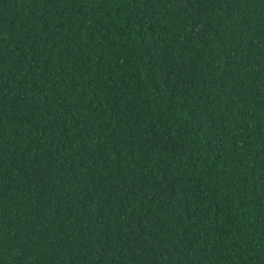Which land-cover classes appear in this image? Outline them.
I'll list each match as a JSON object with an SVG mask.
<instances>
[{
  "label": "trees",
  "instance_id": "trees-1",
  "mask_svg": "<svg viewBox=\"0 0 264 264\" xmlns=\"http://www.w3.org/2000/svg\"><path fill=\"white\" fill-rule=\"evenodd\" d=\"M0 264H264V0H0Z\"/></svg>",
  "mask_w": 264,
  "mask_h": 264
}]
</instances>
